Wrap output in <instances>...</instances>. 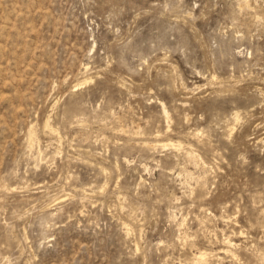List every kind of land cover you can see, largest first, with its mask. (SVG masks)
I'll return each mask as SVG.
<instances>
[{
	"label": "rangeland",
	"instance_id": "obj_1",
	"mask_svg": "<svg viewBox=\"0 0 264 264\" xmlns=\"http://www.w3.org/2000/svg\"><path fill=\"white\" fill-rule=\"evenodd\" d=\"M263 258L264 0H0V264Z\"/></svg>",
	"mask_w": 264,
	"mask_h": 264
},
{
	"label": "bare ground",
	"instance_id": "obj_2",
	"mask_svg": "<svg viewBox=\"0 0 264 264\" xmlns=\"http://www.w3.org/2000/svg\"><path fill=\"white\" fill-rule=\"evenodd\" d=\"M240 5H241V4H240ZM240 7H241V6H240ZM252 7H253V6H252ZM214 77H215V76H214ZM85 81H86V80H85ZM82 83H83V82H82ZM74 87H75V86H74ZM162 106H163L164 112L167 114V117H169L165 105L162 104ZM236 115H237V114H236ZM238 115H239V114H238ZM49 116H50V115H49ZM165 116H166V115H165ZM77 118H78V117H77ZM169 118H170V117H169ZM236 118H237V116H236ZM48 119H50V118H48ZM78 119H79V118H78ZM233 119H235V118L233 117ZM166 120H167V118H166ZM168 120H169V119H168ZM49 121H51V120H49ZM235 121H238V120H235ZM47 123H48V122H47ZM167 123H168V122H167ZM169 123H170V122H169ZM121 124H122V123H121ZM33 125H34V124H33ZM45 125H46V123H45ZM49 125H50V124H49ZM168 125H169V124H168ZM31 126H32V125H31ZM43 126H44V125H43ZM45 127H47V126H45ZM51 128H52V127H51ZM31 129H32V128H31ZM46 129H47V128H46ZM167 130H168V129H167ZM55 131H56V130H55ZM55 133H56V132H55ZM57 133H58V132H57ZM31 135H32V134H31ZM59 135H60V134H59ZM158 135H160V134H158ZM195 136H196V135H195ZM197 136H198V134H197ZM197 138H198V137H197ZM147 142H148V141H147ZM33 143H34V142H33ZM33 143H32V144H33ZM153 143H154V142H153ZM169 143H170V142H169ZM177 143H178V142H177ZM32 144H31V145H32ZM178 145H179V144H178ZM152 146H153V145H152ZM168 146H170V145L168 144ZM168 146H166V147H168ZM173 146H174V145H173ZM183 146H184V144H183ZM30 147H31V146H30ZM170 147H172V146H170ZM174 147H176V146H174ZM155 148H156V147H155ZM172 148H173V147H172ZM180 148H182V143H181V147H180ZM177 149H178V148H177ZM147 150H149V149L147 148ZM178 150H179V149H178ZM186 150H187V149H186ZM188 150H190V149H188ZM188 150H187V151H188ZM179 151H180V150H179ZM187 151H186V152L184 151V152L187 153ZM40 153H41V152H40ZM189 153H192V152H189ZM194 154H196V153L194 152ZM38 155H39V154H38ZM191 155H192V154H191ZM39 156H40V155H39ZM185 156H186V155H185ZM187 156L189 157V155H187ZM194 156H195V155H194ZM197 157H198V156H197ZM185 158H186V157H185ZM192 158H193V156H192ZM194 158H195V157H194ZM42 159H43V158H42ZM186 159H187V158H186ZM187 161H188V160H187ZM191 162H192V161H191ZM195 163H196V162H195ZM183 169H184V168H183ZM185 169H186V168H185ZM105 170H106V169H105ZM180 176H181V175H180ZM86 193H88V192H86ZM55 200H56V199H55ZM44 204H45V203H44ZM49 204H51V203H48L47 206H48ZM43 206H44V205H43ZM49 207H50V205H49ZM45 208H46V207H45ZM128 228H129V227H128ZM233 229H234V228H233ZM234 231H235V230H234ZM242 231H243V230H242ZM244 231H245V230H244ZM237 232H238V231H237ZM237 232H236V233H237ZM242 233H243V232H242ZM227 241H228V239H227ZM137 249H138V248H137ZM225 250H226V249H225ZM199 251H200V250H199ZM221 251H222V249H221ZM219 252H220V251H219ZM226 252H227V251H226ZM202 253H203V252H202ZM205 253H206V252H205ZM205 253H204V254H205ZM200 254H201V253H200ZM200 254H199V255H200ZM208 254H210V253H208ZM212 254H214V253H212ZM215 254H216V253H215ZM218 254L220 255V253H217V255H218ZM221 254H222V253H221ZM195 255H196V254H195ZM222 255L225 256L226 254H225V255L222 254ZM196 256H198V255H196ZM200 256H201V255H200ZM204 256H206V255H204ZM204 256H203V257H204ZM210 256H212V255L210 254ZM210 256H209V257H210ZM194 257H195V256H194ZM203 257H202V258L200 257V258L203 259ZM225 257H226V256H225ZM231 257H232V256H231ZM213 258H214V257H213ZM205 259H206V258H205ZM207 259H208V258H207ZM263 259H264V258H263ZM195 261H197V260H195ZM194 263H195V262H194ZM262 263H263V261H262Z\"/></svg>",
	"mask_w": 264,
	"mask_h": 264
}]
</instances>
